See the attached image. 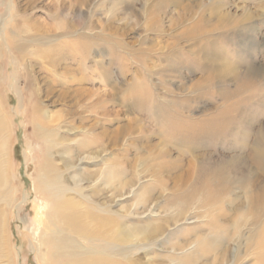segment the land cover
<instances>
[{"label":"rangeland","instance_id":"rangeland-1","mask_svg":"<svg viewBox=\"0 0 264 264\" xmlns=\"http://www.w3.org/2000/svg\"><path fill=\"white\" fill-rule=\"evenodd\" d=\"M210 3L222 6L220 10L231 17L206 39L195 38V45L204 44L207 50L191 55L187 42L194 41L181 39L179 33L191 28ZM183 4L195 12L191 19L178 20ZM151 6L147 0H0V178L5 180L0 188V264H41L38 221L57 191L51 187L92 203L96 212L117 218L120 226L164 222L167 191L157 187L150 174L138 173L162 149L159 128L164 129V121L169 122L168 136L177 130L176 116L225 117L226 137L217 142L215 160L247 152L246 146L239 148V135L248 140L247 135L264 128V80L222 98L219 92L236 87L232 75L206 86L198 64L206 54L215 55L218 63L242 66L240 72L248 65L263 77L264 0H165L159 10ZM246 11L254 16L246 29L231 28L232 20ZM4 32L10 38L18 32L42 41L19 54L9 38L7 44L1 40ZM32 48L36 54L30 53ZM179 59L186 63L179 64ZM161 103L164 107L152 114ZM179 154L173 149L161 160L186 164ZM153 159L149 163L154 166L164 164L157 156ZM43 162L57 169L51 187L37 179ZM130 179L124 189L110 183ZM165 181L171 188L172 182ZM152 184L153 197L143 206V192ZM234 193V205L225 203L232 211L225 209L224 218L214 220L205 209L192 206L184 220L163 223L164 232L151 243L123 247L113 243L103 252L121 258L116 250L123 248L132 252L129 258L137 264H212L210 255H199L198 236L211 229H241L246 237L249 229L257 228L235 208L245 203L243 193L239 189ZM236 215L239 225L234 223ZM245 241L230 243L231 253L239 249V258L231 256L227 264H264V252L254 245L247 249Z\"/></svg>","mask_w":264,"mask_h":264},{"label":"bare ground","instance_id":"bare-ground-1","mask_svg":"<svg viewBox=\"0 0 264 264\" xmlns=\"http://www.w3.org/2000/svg\"><path fill=\"white\" fill-rule=\"evenodd\" d=\"M148 1L152 3V6L149 8L157 6V10L165 3V0ZM221 8L222 6L220 5L210 3L203 11V14L198 17L197 21L194 20L193 26L182 30L178 37L181 39L187 37L191 41L203 36L206 39L205 37L212 31L222 29L224 21L231 16L227 10L222 11L220 10ZM180 9L184 13L177 15L178 20H184L186 17L191 19L195 14V12H192L193 10H186V4H183ZM241 16L240 19L232 20L231 28L242 31V29H246L245 26L248 25L246 23L250 22L254 17L247 11L243 12ZM213 18H215V23L209 25ZM56 27L62 28L60 23H57ZM4 34L5 39L1 40L7 44V38H9L8 43L13 44L14 50L19 54H22L24 49L39 45L42 41L39 38L37 39L36 36L28 35L24 37L18 34V32L12 38L10 36L7 37L5 32ZM200 41L202 44L204 40ZM195 42H187L188 51L191 55L196 52L195 50H207L204 44L197 46ZM170 46L173 47L172 45ZM30 53L36 54L37 51L35 48H32ZM44 57L47 58L46 56ZM217 60L218 58L215 55L209 57L206 54L204 61L198 60V64L201 70H203L201 80H203L206 86L214 84L215 79H225L229 74L232 75L230 77L233 79L236 87L233 91L219 92L222 98L235 94L238 95L251 88L254 83L264 80V76L262 77L263 74L260 75L259 70L251 68L248 65L240 72L239 70L242 66L222 63L224 61L218 63ZM50 62V64L55 66L56 61L50 60ZM178 63H186V60H180ZM220 63L221 66L219 65ZM221 68H225V70ZM163 107V103L154 106L157 109H152V114L157 113ZM33 115L32 118L34 117ZM177 119L180 120L176 121L177 124L174 125V128H177V130L170 132L168 136H166V132L169 127L167 123L169 122L166 123L164 121V129L159 128L160 137L163 135L160 143L162 149L160 150L161 152L159 151V154L153 157L157 156V159L162 161V156L169 157L170 151L176 149L180 153L179 157L184 156L186 164H181L180 161L175 159L174 161H162L163 165L154 166L152 163H149L150 160H155L152 157L149 161L148 159L146 161L147 168L143 167L138 172L144 175L150 174L156 186L163 189V191H167L165 194L166 201L162 209V211L166 212L163 217L164 222L159 221L157 224L142 227L120 226L117 223V218H113L105 213L96 212L90 206L92 203L85 204L77 198L67 196L64 193L65 189L61 192L60 189L58 190V187H51L55 183L53 180H55L54 176L57 174V169L53 164L46 165L43 162L41 167H39L38 182H41L44 187H51V190L55 191L57 189V191L50 198L49 211L44 212V218L38 221V227L42 230L37 237L38 242L36 247L41 264H137L133 262V258L131 259L132 261L130 260L132 252L127 253L123 248L116 250L122 256L121 258L112 256L109 253L106 254L103 251L104 249L107 251L109 247L111 248V244L113 243H118L119 247L127 246L131 242H135V244L140 243L139 245L151 243L152 240L164 232L165 225L163 223L167 225L177 223L183 219L182 217L185 214L190 213L188 209L192 206L205 209L209 216L215 218L214 220H218L220 217L224 218L228 215V212L232 211V208H229V210L225 208V203H229L230 207L234 205L232 196H237L234 193L235 189H239L245 197V203L242 205L238 204L235 208H238V211L240 210L241 213H246L249 216L247 218L249 219L248 223L257 228L249 229L247 232L249 234L246 237L244 236L246 234L241 233V229H211L209 232H205V234L198 237L195 234L197 237L195 240L199 245L198 253L200 252L199 255H210L213 258L212 264H220L221 262L227 264L231 260V256H239V252H237L239 249L235 250L237 253L232 251L235 255L230 250V243L232 242V245L235 246L234 243L238 239L246 240L244 244L247 249L254 245V248L257 247L264 252V128H260L250 136L247 135L248 140H243V134L239 135L238 141L242 142L239 148L246 146L247 152L240 151L234 155H221L222 158L220 156V160H215L214 156H216L217 152H214V149L217 142L226 137L224 130L228 128L227 119L222 116L219 118L208 117L199 120H184L176 116ZM233 140L230 139V141ZM230 141L228 140V142ZM48 155L44 159L46 162L49 159ZM67 162L68 159H64V163ZM253 168L254 171H252ZM167 173L172 174L167 177ZM165 178L172 182L171 188L166 187ZM119 180H112L110 183L120 184V188L123 189V186H128L131 183V179L127 181ZM4 185L5 180L0 178V188L1 186L4 187ZM153 185L155 184L151 185L152 189L149 190L148 188L147 191L145 189L143 192V206L153 197ZM59 191L60 193H58ZM0 195H2V192H0ZM243 208L244 210H241ZM1 215L0 211V235L3 229ZM234 219L235 225H239L240 221L237 215ZM2 242L3 238L0 236V244H3ZM184 244L180 243L179 248H184ZM139 245L137 249H139ZM238 246L240 247V245Z\"/></svg>","mask_w":264,"mask_h":264}]
</instances>
